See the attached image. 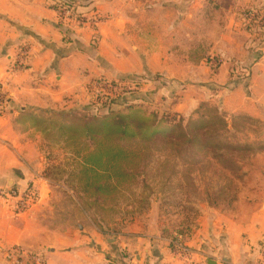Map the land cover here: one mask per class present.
<instances>
[{
  "label": "crops",
  "instance_id": "obj_1",
  "mask_svg": "<svg viewBox=\"0 0 264 264\" xmlns=\"http://www.w3.org/2000/svg\"><path fill=\"white\" fill-rule=\"evenodd\" d=\"M53 4L0 0V188L37 192L21 214L0 202V264H258L264 206L240 220L200 205L181 222L188 237L175 232L188 258L170 245L157 219L121 218L113 239L109 226L91 222L75 229L70 218L60 227L42 224L38 216L51 192L36 126L85 110L92 78L129 76L152 79L144 90L170 109L181 96L182 117L216 99L229 114L264 122V30L246 31L243 17L264 8V0H228L213 16L208 0H93L103 18L95 33L83 29L69 37ZM21 50L22 66L11 71ZM213 57L220 62L214 72L207 61ZM76 213L87 217L81 207Z\"/></svg>",
  "mask_w": 264,
  "mask_h": 264
},
{
  "label": "rangeland",
  "instance_id": "obj_2",
  "mask_svg": "<svg viewBox=\"0 0 264 264\" xmlns=\"http://www.w3.org/2000/svg\"><path fill=\"white\" fill-rule=\"evenodd\" d=\"M87 1L82 0L80 5H85ZM53 5L57 11L59 6L67 4L54 0ZM72 7L83 14L97 13L101 21L103 20L101 14L93 6V0L86 6ZM59 22L66 29L64 31L67 32L68 37V33H76L83 29L95 33L96 27L66 26L60 19ZM215 58L207 60L213 72L220 64L219 59ZM134 78L132 81H138V84L131 82V78L122 80L92 78L85 89L88 99L90 98L89 104L83 111L78 109L77 113L84 115L85 112L90 111L89 113L94 114L95 107L92 108L90 104L101 105L107 100H110L109 103L114 106L113 110L125 113L124 108L129 105L126 102L132 97V102L140 105L147 114L153 112L159 117L176 116V120L182 117L181 96L178 97L175 108L170 109L169 102L161 103L155 96L152 98L153 95L152 97L149 95L148 92H152L149 88L144 90L152 79L145 76ZM134 90L136 92L130 96L128 93ZM141 97L147 100V104L139 101ZM149 101L152 102L151 106H148ZM101 112L106 113V110ZM213 112H216L217 116L227 124L228 133H222L226 142L232 145L262 148V150L255 149L251 153L234 154L242 159V171L246 173L242 180L237 179L230 171L223 168L211 157L210 153L198 155L195 159L191 158L184 162L164 147L154 148L150 159L145 162L141 175L134 184L121 190L116 202L110 204L109 211L104 210L97 213L94 210L82 209L87 216L84 218L77 215L76 209L82 207L81 204L85 200L81 198L82 194L78 191L76 181L70 177L78 159L74 155L73 148L66 147L63 137L56 132L54 122L58 120V117L36 126V129L40 131L38 142L43 147V157L47 164L43 174L49 180L51 192V197L46 204L47 210L38 216L39 221L51 227H60L70 218L74 229L77 222L81 224L91 222L94 227L98 228L109 226L106 235L113 239L117 228L114 225L121 218L124 220L138 217L136 220L142 224L157 219V223L163 226L162 230H167L164 234L165 238L170 240V245H173L176 239H172L178 238L175 232H181V222L184 219L193 218L200 205L217 208L240 220L246 219L254 210L264 206V122L243 113L229 114L224 110L221 102H217L216 99L201 103L193 114L183 118L185 121L199 117L209 118ZM236 160L240 161L237 158ZM28 187L31 186L26 188ZM172 227L178 230L169 231L168 229Z\"/></svg>",
  "mask_w": 264,
  "mask_h": 264
},
{
  "label": "trees",
  "instance_id": "obj_3",
  "mask_svg": "<svg viewBox=\"0 0 264 264\" xmlns=\"http://www.w3.org/2000/svg\"><path fill=\"white\" fill-rule=\"evenodd\" d=\"M60 1L69 6H86L91 0L85 5H80L82 0ZM208 1L214 3L210 5L213 7L209 12L211 16L214 13L221 15V8H226L228 2ZM258 12L264 13V8ZM245 24L246 31L264 30V25L256 21H247ZM126 78L138 84V81H132L134 76L119 79ZM134 92L136 90L128 94L131 96ZM109 101L101 105L90 104L92 108L95 107L94 114L89 111L81 115L77 111H70L64 113V120H60L59 113L58 120L54 122L56 132L63 137L65 146L72 147L78 159L70 177L76 181L81 198L85 200L81 204L85 211H109L110 204L116 202L121 190L136 182L154 148L164 147L184 162L210 153L216 162L239 180L246 173L242 171V159L234 154L262 150L261 147L226 142L222 133L227 132V124L216 112L210 114L209 118L185 121L183 117L176 120V116L159 117L153 112L147 114L140 105L132 102V97L126 102L129 105L124 108L125 113L113 110ZM139 101L147 104L143 97ZM102 110H106V113H102ZM182 234L188 237L189 231Z\"/></svg>",
  "mask_w": 264,
  "mask_h": 264
},
{
  "label": "built area",
  "instance_id": "obj_4",
  "mask_svg": "<svg viewBox=\"0 0 264 264\" xmlns=\"http://www.w3.org/2000/svg\"><path fill=\"white\" fill-rule=\"evenodd\" d=\"M58 18L62 22L63 25L72 26L78 25L88 28L97 27L101 19L97 15V13H88L83 14L80 13L76 8L64 5L59 6L56 11ZM243 17L247 21H256L261 25H264V14L256 11L246 12ZM25 56V50L19 51L15 59L11 63L10 70L16 71L22 66V62ZM3 103V95L1 93L0 87V106ZM37 200V192L33 186L26 188L25 190L19 191L16 189H8V188H0V202L7 204L11 209L12 213L21 214L29 210V208L35 203ZM174 248L185 258L190 255V250L186 246H184L180 238L178 237L174 240ZM258 264H264V242L261 247H259L258 251ZM19 254L17 249H12L10 255H14L17 257Z\"/></svg>",
  "mask_w": 264,
  "mask_h": 264
}]
</instances>
